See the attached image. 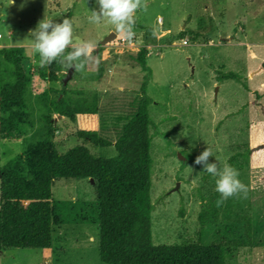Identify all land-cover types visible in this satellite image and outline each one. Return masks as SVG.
I'll return each instance as SVG.
<instances>
[{
  "label": "rangeland",
  "instance_id": "rangeland-1",
  "mask_svg": "<svg viewBox=\"0 0 264 264\" xmlns=\"http://www.w3.org/2000/svg\"><path fill=\"white\" fill-rule=\"evenodd\" d=\"M98 7L96 0H0V50L22 52L25 70L33 76L25 99L34 124L17 142L0 140V170L29 144L46 137L41 95L56 98L62 83L41 76L62 78L69 70L56 62L41 67L32 53L29 30L45 14L57 22L70 18L76 42L91 40L95 48L101 47L105 71L99 80L94 72L74 71L67 88L81 90L88 98L97 94L99 112L78 116L75 122L54 116L58 151L86 146L77 131L89 130L112 143L91 149L93 154L116 155L122 126L143 98L145 73L137 55L146 48L152 70L147 96L153 101L154 246L221 243L229 252L226 264H264V0H146L147 10L135 13L144 29L134 27L132 39L120 34L105 46L99 44L115 27L107 20L89 22L90 11ZM229 72L250 91L236 80H218ZM14 82V67L0 57V90ZM245 146L254 149L250 167L237 170L247 196L222 201L215 191L216 178L202 172L195 157L209 147V162L223 167ZM203 200H212L219 216L202 228ZM51 204L57 219L51 249H5L0 264H104L99 225L92 223L98 205L94 184L89 179L54 180Z\"/></svg>",
  "mask_w": 264,
  "mask_h": 264
},
{
  "label": "trees",
  "instance_id": "trees-1",
  "mask_svg": "<svg viewBox=\"0 0 264 264\" xmlns=\"http://www.w3.org/2000/svg\"><path fill=\"white\" fill-rule=\"evenodd\" d=\"M70 16V15H69ZM135 19V17H134ZM135 28H142L135 20ZM147 49L137 55L145 73L141 85L143 98L137 111L127 118L114 144L116 155L103 158L91 149L111 147L112 143L96 131L78 130L77 137L86 146L60 153L54 144V116L75 122L78 116H95L99 96L86 97L81 90L61 88L56 98L42 93L39 113L46 125V137L31 143L24 152L10 160L0 178V252L9 248L43 249L52 247V227L56 223L52 202V184L57 179H92L97 195V214L92 223L99 225V257L104 264H226L225 245L188 243L154 246L152 241L151 156L153 124L147 96L152 70L147 63ZM101 47L95 48L85 70L99 80L104 75ZM0 57L15 69V82L0 90V140L19 141L34 127L32 112L25 95L33 82L26 72L20 49H2ZM51 82L62 80L56 74L42 75ZM236 80L250 91L241 78L229 72L218 80ZM258 98V94L255 93ZM253 148L245 146L229 159L240 171L250 167ZM219 211L212 200H203L199 214L201 227L216 221Z\"/></svg>",
  "mask_w": 264,
  "mask_h": 264
},
{
  "label": "clouds",
  "instance_id": "clouds-1",
  "mask_svg": "<svg viewBox=\"0 0 264 264\" xmlns=\"http://www.w3.org/2000/svg\"><path fill=\"white\" fill-rule=\"evenodd\" d=\"M96 3L98 10L90 11L89 22L98 24L101 20H107L114 25L116 35L123 34L129 40L135 36V13L140 9L147 10L146 0H96ZM28 36L32 53L39 57L41 67L56 62L65 69L84 72L95 50L91 40L76 42L73 21L67 17L57 22L45 14L36 27L29 30ZM210 157H213V152L206 147L195 157L194 164L202 166V172L216 178L215 191L221 200L241 194L246 197L248 187L239 179V171L228 164L220 167L216 161L209 162Z\"/></svg>",
  "mask_w": 264,
  "mask_h": 264
},
{
  "label": "water",
  "instance_id": "water-1",
  "mask_svg": "<svg viewBox=\"0 0 264 264\" xmlns=\"http://www.w3.org/2000/svg\"><path fill=\"white\" fill-rule=\"evenodd\" d=\"M117 36L118 35H116V33L114 31V32L110 33L103 41H101L99 45L105 46L106 44H108V43L112 42L114 39H116ZM73 74H74V69H70V70H68L65 77L62 78L61 83H62L63 88H67V84L72 79ZM59 118H61V117L59 116ZM0 178H1V171H0ZM90 181L92 183H94V181L92 179H90Z\"/></svg>",
  "mask_w": 264,
  "mask_h": 264
},
{
  "label": "built area",
  "instance_id": "built-area-1",
  "mask_svg": "<svg viewBox=\"0 0 264 264\" xmlns=\"http://www.w3.org/2000/svg\"><path fill=\"white\" fill-rule=\"evenodd\" d=\"M125 41H126L125 39H122V42H125ZM184 44H186V42Z\"/></svg>",
  "mask_w": 264,
  "mask_h": 264
}]
</instances>
